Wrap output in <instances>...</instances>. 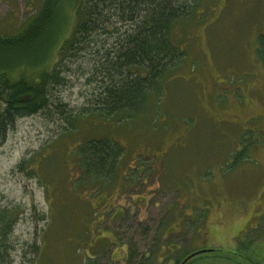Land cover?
<instances>
[{
	"label": "rangeland",
	"instance_id": "obj_1",
	"mask_svg": "<svg viewBox=\"0 0 264 264\" xmlns=\"http://www.w3.org/2000/svg\"><path fill=\"white\" fill-rule=\"evenodd\" d=\"M191 1L192 15L172 35L185 57L144 112L119 123L96 111L109 81L105 52L116 44V37L96 36L62 61L63 83L52 87L49 107L10 127L0 142V264H91L102 254L95 249L106 255L94 264H122V244L114 249L109 241L115 232L140 243L137 219L158 226L165 256L171 244L161 231H179L177 211L192 216L181 250L200 252L188 264H237L239 240L264 244V145L252 127L264 124V0ZM43 4L0 0V35H17ZM41 57L34 54L37 65ZM37 65L17 64L8 79L33 80L47 64ZM72 117H79L73 125ZM105 140L125 150L108 188L110 180L82 179V150ZM140 161L156 164L154 179L149 175L142 195L127 190L125 198L119 180L138 177Z\"/></svg>",
	"mask_w": 264,
	"mask_h": 264
},
{
	"label": "trees",
	"instance_id": "obj_2",
	"mask_svg": "<svg viewBox=\"0 0 264 264\" xmlns=\"http://www.w3.org/2000/svg\"><path fill=\"white\" fill-rule=\"evenodd\" d=\"M191 2L44 0L17 35H0V142L19 118L49 107L52 87L63 83L62 61L77 56L86 44L101 36L116 37V44L105 52L107 63L104 60L103 66L109 81L105 84L102 105L96 111L102 118L119 123L144 112L148 97L155 91L161 94L168 72L185 57L173 43L172 35L176 24L192 15L196 4L190 6ZM72 19L75 22L70 34L61 40ZM124 27H127L125 31ZM258 38L264 60V35ZM36 53L42 55L39 65L47 64L43 73L33 80L10 81L7 73L17 64L37 65L33 59ZM77 118H71L72 125ZM92 145V150L81 153L82 179L88 181L103 172L111 177L125 150L110 140ZM4 215L0 214L1 219H6Z\"/></svg>",
	"mask_w": 264,
	"mask_h": 264
},
{
	"label": "flooded vegetation",
	"instance_id": "obj_3",
	"mask_svg": "<svg viewBox=\"0 0 264 264\" xmlns=\"http://www.w3.org/2000/svg\"><path fill=\"white\" fill-rule=\"evenodd\" d=\"M262 35H264V33L259 34V36H262ZM262 62L264 63V60ZM252 127L255 129L257 137H258V139L256 141H261L260 145H264V142L262 140L263 138L260 139L262 134H264V124L261 122H253ZM260 127H263V128L259 129ZM157 156L159 158H162V156H160L158 154H157ZM134 164H136V165L133 166V169L137 168V170L139 171V176L137 177L136 174H134V176H132V174H130L131 177L121 178L119 180V188H118L119 194L123 193L122 195L125 198H126L125 192H127V190H129L131 192H135V194L139 193V195H142V194H140L142 187H144V185L147 184L148 181L151 179L149 177V175L154 179L153 176H154V169H155L156 164L151 163V162H142V161L134 163ZM120 165L121 164H119L118 167ZM116 172H117V170L112 173L111 177H106L104 172L102 174H99L98 176L93 175L90 177V179L88 181H91L93 179L98 180L99 183L102 185V181L110 180V183L106 186V188H108L109 186H111V184H112L111 181L114 179L113 177L116 175ZM140 174H141V177H140ZM126 183H128V184H126ZM135 202H136V200H135ZM121 206H122V208L120 209L118 216L120 218H123V217L125 218L126 217V210H125L124 205H121ZM174 208H175V205L173 204L172 209H174ZM181 214H182V212L177 211V213L174 217V221L178 220V223L180 224L179 231H170L169 227L166 229L165 232H164V230L161 231L163 233L162 238L165 240V242L167 241V243L171 244V245L166 246V251H169V252L165 256H161V254H160V252H161L160 244L162 243V242H159V239H158L159 234H160L159 233L160 229L158 228V226L154 225V221H153V223H146L148 225H145V223L143 225L144 220L143 219H137L138 214H136L135 218H134L135 220L136 219L139 220V221H137L136 227L139 228V231H141L142 229L144 230V232H143L144 234L142 233L143 235H141V240H139L140 243L135 242L136 239H132V238L127 239V236H125V233L123 235H121L119 233L116 234L115 232H113L115 235L114 236L115 240L109 241V243L114 244V249L116 248L115 247L116 244L117 245H118V243L122 244V247H120V250H122L123 252L126 253L125 257L123 258V259H125V262L122 264H173V263L174 264H183L187 258H189L191 255H193V253L192 254L191 253H184L181 250V246H182L181 243L184 242V238L182 236H184L185 233L187 232V228H188L187 224L190 222L192 216L189 213L187 214L186 212H184L183 215H181ZM126 219H125V221H126V223H128L127 224L128 229L133 228L134 225L131 224L132 221H129ZM125 228H126V226H125ZM183 229H185V231ZM106 231H108V230H106ZM98 233H99V231H98ZM175 236L178 239H182V240L176 241ZM108 237L109 236L107 235V239H108ZM148 242H150V244ZM141 244H143V245H141ZM254 248H256V249H254ZM95 250L97 252L102 253V254H98L99 256L97 255L95 257L93 256V260H92L93 264L96 263L97 257H100V256L103 257L106 255V253H104L102 251H98L99 249H95ZM232 255H233V261L237 264H242L244 261L247 262L245 264H264V244H258L257 247H252L250 241L239 240L236 244V247L232 249ZM192 258L187 260L184 264H188ZM239 259H242L244 261H240Z\"/></svg>",
	"mask_w": 264,
	"mask_h": 264
},
{
	"label": "water",
	"instance_id": "obj_4",
	"mask_svg": "<svg viewBox=\"0 0 264 264\" xmlns=\"http://www.w3.org/2000/svg\"><path fill=\"white\" fill-rule=\"evenodd\" d=\"M209 251H212V250H209ZM199 253H200V252H198V253H196V254H193V255H191L189 258H187V259L185 260V262H186L187 260H189L190 258H192L193 256H195V255L199 254ZM185 262H184V263H185ZM184 263H183V264H184Z\"/></svg>",
	"mask_w": 264,
	"mask_h": 264
}]
</instances>
